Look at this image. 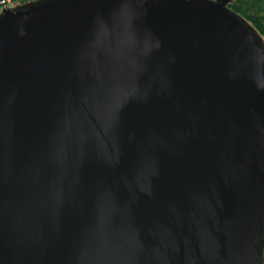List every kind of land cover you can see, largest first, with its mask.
<instances>
[{
    "label": "water",
    "instance_id": "1",
    "mask_svg": "<svg viewBox=\"0 0 264 264\" xmlns=\"http://www.w3.org/2000/svg\"><path fill=\"white\" fill-rule=\"evenodd\" d=\"M230 1L0 14V264H264V40Z\"/></svg>",
    "mask_w": 264,
    "mask_h": 264
},
{
    "label": "trees",
    "instance_id": "2",
    "mask_svg": "<svg viewBox=\"0 0 264 264\" xmlns=\"http://www.w3.org/2000/svg\"><path fill=\"white\" fill-rule=\"evenodd\" d=\"M10 1L11 4L17 6L36 0ZM227 8L249 22L264 40V0H231Z\"/></svg>",
    "mask_w": 264,
    "mask_h": 264
},
{
    "label": "built area",
    "instance_id": "3",
    "mask_svg": "<svg viewBox=\"0 0 264 264\" xmlns=\"http://www.w3.org/2000/svg\"><path fill=\"white\" fill-rule=\"evenodd\" d=\"M11 1L10 0H1L0 1V14L7 8L10 7Z\"/></svg>",
    "mask_w": 264,
    "mask_h": 264
},
{
    "label": "rangeland",
    "instance_id": "4",
    "mask_svg": "<svg viewBox=\"0 0 264 264\" xmlns=\"http://www.w3.org/2000/svg\"><path fill=\"white\" fill-rule=\"evenodd\" d=\"M14 6L13 4H10V7Z\"/></svg>",
    "mask_w": 264,
    "mask_h": 264
}]
</instances>
